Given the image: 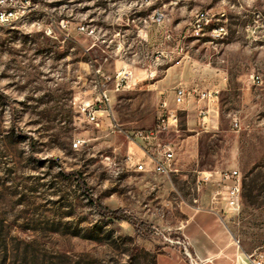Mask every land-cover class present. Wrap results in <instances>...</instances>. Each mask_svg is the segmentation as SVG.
I'll return each instance as SVG.
<instances>
[{"label": "rangeland", "instance_id": "obj_1", "mask_svg": "<svg viewBox=\"0 0 264 264\" xmlns=\"http://www.w3.org/2000/svg\"><path fill=\"white\" fill-rule=\"evenodd\" d=\"M3 13L0 264H157L184 253L183 225L217 190L243 264L264 260V0H0ZM178 87L198 91L177 104ZM169 111L177 171H137L126 135Z\"/></svg>", "mask_w": 264, "mask_h": 264}, {"label": "crops", "instance_id": "obj_2", "mask_svg": "<svg viewBox=\"0 0 264 264\" xmlns=\"http://www.w3.org/2000/svg\"><path fill=\"white\" fill-rule=\"evenodd\" d=\"M185 89L192 93L191 97L198 91ZM216 93V91L198 92V95L204 98H214ZM213 194L215 193H212L211 198L207 200L206 206L193 209L180 234L189 243L192 254L202 264H243L240 242H236L237 239L230 228L225 210L222 208V200ZM157 264L190 263L181 248H172L158 255Z\"/></svg>", "mask_w": 264, "mask_h": 264}, {"label": "built area", "instance_id": "obj_3", "mask_svg": "<svg viewBox=\"0 0 264 264\" xmlns=\"http://www.w3.org/2000/svg\"><path fill=\"white\" fill-rule=\"evenodd\" d=\"M12 13H3L0 15L1 21H8V18ZM192 95L191 92L187 91L183 87H178L175 90V102L177 104L185 103V101L190 98ZM109 98L106 93L100 95L99 104L102 105L107 112V116L110 117V112L108 110ZM101 110H95V105H89L84 108L82 112L86 115H89V120L99 126L101 121L97 120L96 113ZM109 120H111L109 118ZM170 131H178V116L173 111L168 112V116L162 115L159 118V122L155 128L137 130L132 134H127V139L137 144L141 147L145 159L136 164V169L139 172L143 173H154L161 175H170L171 173L177 171L174 164L175 150L174 145L171 142L160 141V134ZM140 142L151 145L155 144L153 147H144L141 146ZM212 173L209 176H204L203 180L207 181L211 177ZM223 179L226 181H231V184L228 186H223V188L228 189L227 201L228 204L234 208L238 209L240 205V194L242 190V181L238 171H233L229 174H225ZM221 190L215 192L216 195H220ZM239 243L238 240H236ZM184 248V253L187 256L190 264H199L196 258L193 257L189 251V243L187 240H184V243L181 244ZM247 262L245 264H264V260L261 257H255L250 255L247 257Z\"/></svg>", "mask_w": 264, "mask_h": 264}, {"label": "trees", "instance_id": "obj_4", "mask_svg": "<svg viewBox=\"0 0 264 264\" xmlns=\"http://www.w3.org/2000/svg\"><path fill=\"white\" fill-rule=\"evenodd\" d=\"M99 208H100V211H102L105 216H110L117 220H125V221L133 223L134 225H137L132 216H128L125 213L121 212L120 210L110 211L106 209L104 210L102 207H99Z\"/></svg>", "mask_w": 264, "mask_h": 264}, {"label": "bare ground", "instance_id": "obj_5", "mask_svg": "<svg viewBox=\"0 0 264 264\" xmlns=\"http://www.w3.org/2000/svg\"><path fill=\"white\" fill-rule=\"evenodd\" d=\"M90 104H84L83 106H81V110H83L84 108L88 107Z\"/></svg>", "mask_w": 264, "mask_h": 264}]
</instances>
